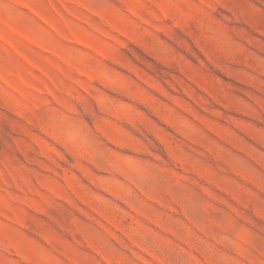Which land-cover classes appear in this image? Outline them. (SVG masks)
I'll list each match as a JSON object with an SVG mask.
<instances>
[{"label":"rangeland","instance_id":"obj_1","mask_svg":"<svg viewBox=\"0 0 264 264\" xmlns=\"http://www.w3.org/2000/svg\"><path fill=\"white\" fill-rule=\"evenodd\" d=\"M0 264H264V0H0Z\"/></svg>","mask_w":264,"mask_h":264}]
</instances>
